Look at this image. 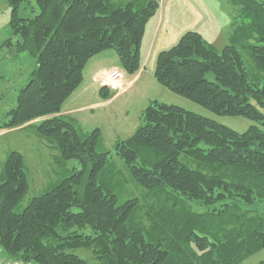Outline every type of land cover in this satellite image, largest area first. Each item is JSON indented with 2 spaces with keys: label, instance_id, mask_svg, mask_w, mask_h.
Segmentation results:
<instances>
[{
  "label": "trees",
  "instance_id": "1",
  "mask_svg": "<svg viewBox=\"0 0 264 264\" xmlns=\"http://www.w3.org/2000/svg\"><path fill=\"white\" fill-rule=\"evenodd\" d=\"M7 2L11 36L0 48L28 52L34 66L0 129L31 127L59 150L60 160L79 165L18 211L29 173L21 151L8 153L0 173L5 259L91 264L76 252L88 248L102 264H240L264 249V78L248 70L236 44L253 40L247 46L264 71V0L245 3L248 22L232 31L222 50L188 30L158 54L160 84L213 112L254 123L240 132L154 100L144 109V123L115 144L140 196L119 178L101 128L85 133L77 118L60 113L100 53L113 49L129 75L141 69L142 40L160 10L158 0ZM100 94L108 99L113 93L101 86ZM149 199L165 215H155L147 227L142 211Z\"/></svg>",
  "mask_w": 264,
  "mask_h": 264
},
{
  "label": "rangeland",
  "instance_id": "2",
  "mask_svg": "<svg viewBox=\"0 0 264 264\" xmlns=\"http://www.w3.org/2000/svg\"><path fill=\"white\" fill-rule=\"evenodd\" d=\"M127 1L129 0H119V3ZM249 1L254 0H158L160 10L148 22L142 40V60H146L144 63L146 64L144 77L132 84L128 90L116 98L115 102L110 103V105L99 106L94 114L82 115L76 113L75 117H77L83 132L88 133L96 128H101L104 137L103 147L105 150L112 152V161L115 162V168L120 171L119 178L128 180L126 186L135 196H140L142 193L139 191V187L129 180L125 162L115 152V144L118 140L132 136L134 131L144 123L141 114L145 107L156 98L216 119L240 132L248 130L250 125L254 123L250 118L243 116L221 115L215 111L213 112L192 99L178 95L168 87L166 88L157 81L154 75L158 54L176 45L179 38L188 30L201 32L211 45L213 44L216 49L222 50L224 45L230 43L232 31L236 27L241 26L239 24L242 22H248L247 17L243 16L241 11H243L245 3ZM10 18L11 12L7 0H0V45L11 36ZM247 41V38H243L242 41L236 43L241 50L243 59H245L246 67L252 74H260V77L264 78V71L258 70L247 46L254 41ZM261 42L264 43V41ZM100 55L97 57L109 56L106 61L100 63L102 66L108 68L109 66L117 65L123 71L122 76H126L127 73L120 62L118 53L113 49H108V51H104ZM93 63L91 61L88 68ZM33 66L34 59L30 57L28 52L15 55L10 47L0 48V77H4V80H0V95L2 96L0 122L5 120L6 112L16 106L18 91L27 84L28 75ZM103 73L99 76L100 81L104 78L102 77ZM87 74L88 72H85L86 81L89 80ZM126 77L132 79L133 76ZM119 89L117 83L113 93H117ZM95 95L99 100H102L99 92L95 94L93 91L88 94L87 100L96 104L97 101L93 100L96 97ZM262 110L264 112V108ZM18 128L21 129L0 138V173L3 161L11 150L23 153L29 173L30 189L21 204L16 207L18 211H22L23 207L26 206L33 196L43 194L44 191L50 189L58 181L67 177L74 167H78L79 163L76 159L65 163L60 160L59 150L49 146L45 140L36 138L33 128ZM145 204L142 214L145 215V225L149 227L154 222L155 215L159 216L161 214V216H164L165 212L162 210L161 204L151 199L146 201ZM188 251L189 249L187 248L186 253ZM76 252L79 256L86 258L91 264H102L91 249L81 248ZM262 260H264V249L256 251L255 254L240 264H257Z\"/></svg>",
  "mask_w": 264,
  "mask_h": 264
},
{
  "label": "crops",
  "instance_id": "3",
  "mask_svg": "<svg viewBox=\"0 0 264 264\" xmlns=\"http://www.w3.org/2000/svg\"><path fill=\"white\" fill-rule=\"evenodd\" d=\"M100 54L97 56H101ZM97 56L95 58L91 59L88 62V64L86 65L87 67L85 69V72H88V74H87L88 79H89V80H87L88 82L86 80H84V82L76 89L75 93L69 99H67L65 101V104H64L63 109L61 111V114H67V115H71L73 117H75L76 113L82 114V115H87L90 113L94 114L95 110L98 109L99 106L110 105V103L115 102L116 98L119 97L126 90H128L129 87L132 86V84L141 80V78L144 77L143 74H145V72H146L145 71L146 70V64H144L146 62V60L144 59V60H142L143 65L139 71H137L136 73H134L132 75L126 74V76H133L132 79H129L126 76H124L118 82V87L120 89L117 91V93L114 94L113 89L111 88L112 93H113L112 96L108 99H105L100 94V87L102 85H101L99 76L103 73L104 70H108L110 68H119V66L112 65V66H109L108 68L106 66H102L100 63L106 61V59H108L109 56H106V57L105 56L97 57ZM91 61H93L95 64L93 63V65H91V67L88 68V65ZM84 75H85V73H84ZM84 78H85V76H84ZM0 80H4V77H0ZM92 91L95 94H98V92H99V96H100V98H102V100L101 99L99 100V98L95 95L97 98L94 96L95 98L93 100L97 101L96 104L91 103L90 101L87 100L88 94L91 93ZM150 100L153 101L152 99H150ZM143 112H142V114H143ZM75 118H77V117H75ZM19 129H21V128H18V129L17 128L0 129V138L3 136H7V134H10L12 132H17ZM1 257L4 258V255H2V249L0 248V258Z\"/></svg>",
  "mask_w": 264,
  "mask_h": 264
},
{
  "label": "built area",
  "instance_id": "4",
  "mask_svg": "<svg viewBox=\"0 0 264 264\" xmlns=\"http://www.w3.org/2000/svg\"><path fill=\"white\" fill-rule=\"evenodd\" d=\"M122 70L119 68H112L108 71H104L102 77H104L101 81L102 85L111 86L112 88L117 87L118 81L121 79L122 76ZM0 264H35L33 262H21L15 259H0Z\"/></svg>",
  "mask_w": 264,
  "mask_h": 264
}]
</instances>
